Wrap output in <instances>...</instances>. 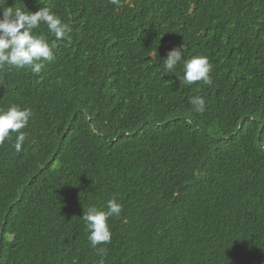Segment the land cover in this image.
<instances>
[{
	"label": "trees",
	"instance_id": "obj_1",
	"mask_svg": "<svg viewBox=\"0 0 264 264\" xmlns=\"http://www.w3.org/2000/svg\"><path fill=\"white\" fill-rule=\"evenodd\" d=\"M6 6L51 7L73 31L39 74L0 70V108L32 110L21 152L0 144V264H264V0ZM182 45L211 84L164 70ZM114 196L93 248L83 212Z\"/></svg>",
	"mask_w": 264,
	"mask_h": 264
},
{
	"label": "clouds",
	"instance_id": "obj_2",
	"mask_svg": "<svg viewBox=\"0 0 264 264\" xmlns=\"http://www.w3.org/2000/svg\"><path fill=\"white\" fill-rule=\"evenodd\" d=\"M109 2L116 7L121 6V0ZM7 4L8 0H0V70L30 69L32 74L37 75L45 62L54 61L53 49L56 42L71 41L73 29L51 7H40L39 10L31 12L7 7ZM41 25H46L47 32L55 38L51 44L45 34H34V30L40 29ZM162 62L166 72H174L177 64L182 63L183 75L176 77L179 83L190 86L200 81L205 85L212 82V65L207 56L197 55L191 59H183V45L170 50ZM188 102L196 113L202 114L206 110V101L202 96H192ZM31 116L30 108H21L17 104L9 105L6 110L0 108V144L10 141L11 147L17 153L21 152L28 136L24 129L28 126ZM121 212L122 205L117 202L115 196L107 201L106 210L93 206L83 212L81 219L85 223L87 239L93 248L111 242L112 232L108 221L112 217L118 218Z\"/></svg>",
	"mask_w": 264,
	"mask_h": 264
}]
</instances>
